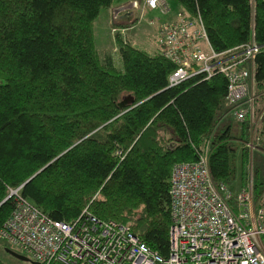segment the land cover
<instances>
[{
  "label": "trees",
  "instance_id": "16d2710c",
  "mask_svg": "<svg viewBox=\"0 0 264 264\" xmlns=\"http://www.w3.org/2000/svg\"><path fill=\"white\" fill-rule=\"evenodd\" d=\"M172 1L200 13L217 52L264 45V0H255L254 9L251 0ZM113 3L0 0V203L20 187L56 220L71 222L87 207L102 220L129 224L167 255L173 165L196 161L210 142L214 181L238 191L228 182L234 160L242 171L249 161V123L233 117L240 124L230 119L216 130L230 114L228 77L217 70L171 86L177 65L158 42L151 54L117 32V68L113 53L97 49L94 34L101 11ZM252 65L260 107L264 49ZM128 97L133 101L121 107ZM260 122L254 144L264 145V114ZM261 185L254 181L256 200L264 199ZM15 205L14 195L0 205V229Z\"/></svg>",
  "mask_w": 264,
  "mask_h": 264
},
{
  "label": "built area",
  "instance_id": "2783aa9c",
  "mask_svg": "<svg viewBox=\"0 0 264 264\" xmlns=\"http://www.w3.org/2000/svg\"><path fill=\"white\" fill-rule=\"evenodd\" d=\"M127 3L144 12L150 8L167 14L172 9L169 0ZM251 5L254 9L255 0ZM156 27L162 52L177 65L170 85L201 73H224L229 79V113L239 122L248 121L249 133L256 134L264 106L255 107L253 65L240 64L251 65L264 45L251 42L240 50L217 52L200 13L184 9ZM208 144L196 161L176 162L172 167L167 255L151 249L129 224L102 220L87 207L71 222L53 219L23 197L20 187L10 190L16 205L0 229V238L39 264H264V199L256 200L252 183L238 191L216 183ZM247 145L254 148V138Z\"/></svg>",
  "mask_w": 264,
  "mask_h": 264
},
{
  "label": "rangeland",
  "instance_id": "374dc122",
  "mask_svg": "<svg viewBox=\"0 0 264 264\" xmlns=\"http://www.w3.org/2000/svg\"><path fill=\"white\" fill-rule=\"evenodd\" d=\"M128 0H114L113 5L110 8L103 9L95 21L94 24V34H95V43L97 49L101 53H113L116 59V66L119 69H122V59L118 50L117 38L115 37L116 33L119 32L123 39H129L131 43L142 50H145L153 54L158 49L157 44V27L156 24L165 22L167 20H173L176 18V14L180 9V5L172 1L171 2V11L167 14L162 13L160 10L150 9L145 10L134 9L136 11L128 12ZM131 10V9H130ZM152 21L155 22L152 23ZM246 66V64H244ZM247 66L251 67V65ZM255 94L258 95V92L255 90ZM256 95V99L258 96ZM259 104L260 107L264 106V98L260 95ZM257 104V103H256ZM255 104V107L258 105ZM231 119V120H230ZM230 120L231 123L240 124L236 121L233 116L228 114V118L221 120L220 124L217 126L216 130L222 129L225 122ZM261 123V122H260ZM237 132L238 130L235 129ZM255 134L249 133V141L251 142ZM252 136V138H251ZM211 143L209 142V147ZM246 164V169L242 171V165L240 159L234 160V165L236 173L234 179L228 183L234 190H238L242 187H247L251 183L254 186V181L259 180L264 189V145L257 143L254 148H250L249 159ZM264 198V193H263ZM11 248L15 251H19L17 247L9 244L0 238V262L1 264H27L28 262L22 261L13 255L9 254L5 248ZM31 264V263H29Z\"/></svg>",
  "mask_w": 264,
  "mask_h": 264
},
{
  "label": "water",
  "instance_id": "95a60500",
  "mask_svg": "<svg viewBox=\"0 0 264 264\" xmlns=\"http://www.w3.org/2000/svg\"><path fill=\"white\" fill-rule=\"evenodd\" d=\"M133 101V99L131 98V97H128V98H126L125 100H123L121 103H120V106L121 107H124V106H126L127 104H129V103H131ZM44 168V167H43ZM42 168V169H43ZM42 169H40L38 172H36L33 176H31L25 183H27L29 180H31L36 174H38ZM13 195V192H10L9 194H8V196L0 203V205L3 203V202H5L8 198H10L11 196ZM5 250L9 253V254H11V255H13L14 257H16V258H18V259H20V260H22V261H26V262H29V263H31V264H39L37 261H34V260H32L30 257H28L27 255H25V254H23V253H20V252H18V251H15V250H13V249H11V248H5ZM1 264V263H0Z\"/></svg>",
  "mask_w": 264,
  "mask_h": 264
},
{
  "label": "flooded vegetation",
  "instance_id": "af4514ba",
  "mask_svg": "<svg viewBox=\"0 0 264 264\" xmlns=\"http://www.w3.org/2000/svg\"><path fill=\"white\" fill-rule=\"evenodd\" d=\"M27 264H29V262Z\"/></svg>",
  "mask_w": 264,
  "mask_h": 264
},
{
  "label": "crops",
  "instance_id": "0c3cea01",
  "mask_svg": "<svg viewBox=\"0 0 264 264\" xmlns=\"http://www.w3.org/2000/svg\"><path fill=\"white\" fill-rule=\"evenodd\" d=\"M239 190V189H238Z\"/></svg>",
  "mask_w": 264,
  "mask_h": 264
}]
</instances>
